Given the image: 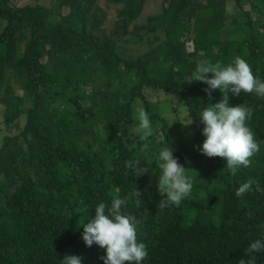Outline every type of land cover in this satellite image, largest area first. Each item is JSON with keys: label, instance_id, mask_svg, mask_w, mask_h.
Returning <instances> with one entry per match:
<instances>
[{"label": "trees", "instance_id": "16d2710c", "mask_svg": "<svg viewBox=\"0 0 264 264\" xmlns=\"http://www.w3.org/2000/svg\"><path fill=\"white\" fill-rule=\"evenodd\" d=\"M97 1L16 6L0 0L2 118L16 127L25 117L0 145V264H62L65 255L104 264L105 250L86 246L80 225L97 204L129 197L135 188L141 205L129 199L122 212L139 220L137 239L148 249L143 264L249 259L248 245L264 240V191L254 185L241 197L235 192L249 178L264 189V97L229 93V106L253 109L247 124L260 145L251 166L233 176L226 160L197 150L204 139L199 114L221 93L213 90L209 99L206 84L189 81L200 62L226 65L236 57L264 80V17L253 18L264 14V0H233L242 19L227 25V0H162L159 13L130 29L144 0H103L116 12L110 29L103 27L106 13ZM127 35L144 39L146 50L133 54L120 46L118 38L127 43ZM189 39L193 51L186 49ZM145 89L178 94L192 123L170 122ZM141 109L153 129L146 142L129 135ZM144 143L148 150L142 152ZM167 145L189 169L192 189L179 206L161 209L157 158ZM135 159L155 180L125 168ZM252 255L264 264V251Z\"/></svg>", "mask_w": 264, "mask_h": 264}, {"label": "clouds", "instance_id": "9594fccd", "mask_svg": "<svg viewBox=\"0 0 264 264\" xmlns=\"http://www.w3.org/2000/svg\"><path fill=\"white\" fill-rule=\"evenodd\" d=\"M193 48L192 42V51ZM209 73L211 76L207 75ZM192 81H200L207 85L204 91L209 99L212 98L213 90H219L221 93L218 102L204 106L199 114L204 139L197 150L206 157H220L226 160L225 166L230 174L235 176L239 169L251 166L252 158L260 152V145L247 124L252 117L253 109L242 104L229 106V93L235 96L247 93L264 97V80L253 74L250 64L245 59L236 57L232 63L226 65L221 62H200L189 82ZM134 120L137 123L134 128L129 129V135L135 133L140 141H148L153 135L148 112L139 110ZM191 123L190 120L187 125ZM146 150L148 143L141 147L142 152ZM157 159L160 169L157 190L163 197L158 207L163 209L170 205L179 206L182 200L191 194L192 181L186 174L189 169L178 162L169 145L159 150ZM125 168L131 170L135 176L148 171L147 167L140 166L139 159L126 161ZM254 185L256 191H264L257 181L249 178L239 185L235 196L241 197L252 191ZM140 195V191L135 188L129 197L115 196L110 204L100 202L95 207L94 216L81 223L82 240L85 245L91 247L96 244L105 250V255L101 257L104 264H143L147 259V246L137 239L139 220L132 214L122 212L129 199L134 198L137 206H140ZM247 215L251 218L252 213L249 212ZM261 251H264V240L251 242L245 250L249 259H241L238 264H256V257L252 254ZM62 264H81V257L65 255Z\"/></svg>", "mask_w": 264, "mask_h": 264}, {"label": "rangeland", "instance_id": "374dc122", "mask_svg": "<svg viewBox=\"0 0 264 264\" xmlns=\"http://www.w3.org/2000/svg\"><path fill=\"white\" fill-rule=\"evenodd\" d=\"M16 6H22L27 3H41L47 6H50L53 2L52 0H11ZM203 1V0H202ZM98 6L105 11L106 13V19L103 23V27L106 29H110L113 26V22L116 19V12L113 9V7H108L105 5L103 0L97 1ZM162 0H144L143 7L141 10L140 15L134 20L132 24L129 25V29L133 27L134 24L140 25L145 24L147 21V18L149 16H152L156 13H159L162 8ZM226 25L231 24V22L234 20L233 18H238V21H241V17L238 16V7L235 6V3L233 0H227L226 1ZM263 16L264 14H258L253 13V18L256 19L257 17ZM4 23H0V28L3 26ZM143 33V32H139ZM130 35H127V39L130 40L127 43H124L122 41V38H118V44L122 47H127L128 51L135 54L136 52H142L146 50L147 45L144 43V39H135L130 38ZM145 36V35H144ZM186 48L188 50L192 49V42L189 39L186 42ZM192 51V50H191ZM124 76V75H123ZM14 81H12L13 83ZM15 86L16 83H13ZM100 85V84H99ZM17 92L20 94V90L16 89ZM146 97L156 106V108L159 110V112L170 122L177 120L179 122L187 123L191 120V117L187 111L186 106L183 104L182 98L175 93H169L163 90H151V89H145ZM3 110L4 107L2 104H0V145L2 142V138L5 134H15L18 132V129H20L23 124L25 123V117L21 116L19 119H17L18 126L14 127L13 125H10L7 127V125L3 122ZM145 177L149 182H152L155 180V175L149 171L145 172Z\"/></svg>", "mask_w": 264, "mask_h": 264}]
</instances>
